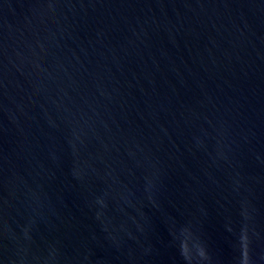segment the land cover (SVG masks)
<instances>
[{"label":"water","instance_id":"obj_1","mask_svg":"<svg viewBox=\"0 0 264 264\" xmlns=\"http://www.w3.org/2000/svg\"><path fill=\"white\" fill-rule=\"evenodd\" d=\"M0 264H264V0H0Z\"/></svg>","mask_w":264,"mask_h":264}]
</instances>
